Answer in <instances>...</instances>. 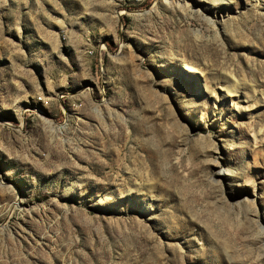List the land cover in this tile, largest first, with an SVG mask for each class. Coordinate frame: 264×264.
<instances>
[{
  "label": "rangeland",
  "instance_id": "1",
  "mask_svg": "<svg viewBox=\"0 0 264 264\" xmlns=\"http://www.w3.org/2000/svg\"><path fill=\"white\" fill-rule=\"evenodd\" d=\"M0 264H264V0H0Z\"/></svg>",
  "mask_w": 264,
  "mask_h": 264
},
{
  "label": "bare ground",
  "instance_id": "2",
  "mask_svg": "<svg viewBox=\"0 0 264 264\" xmlns=\"http://www.w3.org/2000/svg\"><path fill=\"white\" fill-rule=\"evenodd\" d=\"M185 70L191 72L190 69L187 68V67L185 68ZM235 84H236V83H233V85H235ZM232 91H233V92L235 91V88H234V87L232 88ZM258 225H259V223H258ZM259 227L261 228V225H259Z\"/></svg>",
  "mask_w": 264,
  "mask_h": 264
}]
</instances>
